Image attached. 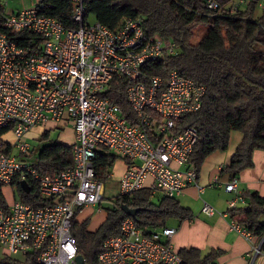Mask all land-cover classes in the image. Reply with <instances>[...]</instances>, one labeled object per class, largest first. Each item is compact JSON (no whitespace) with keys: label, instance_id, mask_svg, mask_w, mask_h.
<instances>
[{"label":"built area","instance_id":"built-area-1","mask_svg":"<svg viewBox=\"0 0 264 264\" xmlns=\"http://www.w3.org/2000/svg\"><path fill=\"white\" fill-rule=\"evenodd\" d=\"M40 1L13 10L6 7L8 0H0V130L10 134L0 137V185L30 178L51 202L32 207L14 199L6 208L0 205V247L9 254L36 252L39 264H76L71 218L75 210L103 199V182L94 165L99 146L126 161L119 195L148 188L175 198L188 184L203 190L191 162L197 131L180 128L177 122L200 108L205 86L176 70L168 72L166 82L144 75V64L174 54L177 48L169 39L147 34L141 14L122 17L110 28L97 20L88 22L87 0H68L76 26L65 27L40 11ZM207 5L218 6L213 0ZM258 6L264 9V0ZM113 78L126 82L124 93L134 122L105 95ZM47 121L68 122L75 134L72 164L53 175L41 174L21 159L31 150L27 132ZM6 145L9 150L3 151ZM237 181L234 176L224 184L225 191L234 193L225 201L224 216L244 204ZM201 212L211 216L217 210L203 201ZM230 216L229 230L250 239L245 224ZM175 232L172 226L146 230L127 216L118 233L102 241L97 262L180 264L171 241ZM262 242L264 235L254 254Z\"/></svg>","mask_w":264,"mask_h":264},{"label":"trees","instance_id":"trees-1","mask_svg":"<svg viewBox=\"0 0 264 264\" xmlns=\"http://www.w3.org/2000/svg\"><path fill=\"white\" fill-rule=\"evenodd\" d=\"M213 1L218 4L215 9L208 7V0H87L85 15L87 20L92 16L112 28L122 17L141 14L147 34L173 42L176 52L144 64V75H157L166 82L168 72L176 70L179 75L205 86L200 108L187 113L177 123L180 128L191 126L197 131L191 154L197 173L209 154L227 148L231 132L241 133L229 162L221 169L231 178L252 166L254 149H264V9L255 15L259 0H248L243 9L223 6L232 0ZM40 3L41 12L55 17L65 27L76 26L70 1L41 0ZM197 26H202V32L192 41V31ZM125 85L122 79L113 78L105 95L134 122L124 93ZM4 133V129L0 130V137ZM37 142L21 159L39 173L53 175L72 164L71 145L49 138L48 133L42 134ZM8 150V145L3 147V151ZM95 152V175L102 180L118 155L104 146ZM20 182L21 179L14 178L10 184L18 200L32 207L51 202L39 194L36 181L25 179L27 191L21 188ZM153 193L142 188L129 195L117 194L115 204L106 209V219L95 231L86 229L87 220L76 222L74 217L79 209L74 211L70 233L75 238L77 253L85 259L84 264H98L102 241L118 233L120 221L128 216L120 204L138 208L133 220L137 227L146 230L162 228L172 218L191 217L190 210L179 205L175 198L163 195L154 202ZM241 194L244 204L229 211L233 215L243 213L240 221L253 235L261 237L264 235V197L255 191H241ZM0 205L4 208L8 205L1 187ZM177 252L181 256L180 264H217L216 259L222 254L220 249L201 252L196 248H181ZM36 254L28 252L20 258L2 255L0 264H39Z\"/></svg>","mask_w":264,"mask_h":264},{"label":"crops","instance_id":"crops-1","mask_svg":"<svg viewBox=\"0 0 264 264\" xmlns=\"http://www.w3.org/2000/svg\"><path fill=\"white\" fill-rule=\"evenodd\" d=\"M238 1L239 0L227 1L223 6L229 7ZM247 2L248 0L240 3L238 8H245ZM256 8H259L260 11L262 10L258 4ZM60 123L61 122L47 121L29 130L27 135L31 134V136L37 138L38 141L44 133H48L49 136V128ZM65 124L67 125H65V127H69L67 128L70 137L69 142H60L72 146L75 141L74 130L70 123L65 122ZM5 135L6 138H10V134L6 133ZM26 138H28V136H26ZM57 139L59 140V137ZM240 139V132H231L227 148L223 151H215L205 158L197 173V182L204 186L201 192L194 184H188L184 187L181 194L175 197L179 205L188 208L191 212V217L182 220L172 218L168 220V225H166L176 228L175 234L171 237L172 244L176 251H179L181 248H196L201 252H206L210 249H220L222 254L216 259L217 264H264V243L260 245L259 252L256 254L253 252V248L258 246L260 242V236L252 234L250 239H246L234 231L229 230L228 223L231 213L226 216L221 214L227 210L225 201L234 197L233 192L224 190V184L231 178L228 173L222 172L221 169L229 162ZM27 141L29 142L28 139ZM30 146L31 148L33 147L31 144ZM109 152L115 154L111 150H109ZM121 159L123 160V168L118 173V186L120 177L126 168V161L123 158ZM252 162L253 164L251 167L243 169L236 176L238 180L237 188L240 192L242 191V193L244 191H255L260 196L264 197V149L253 150ZM111 175L112 173L109 168V171L105 174V178L102 179L103 187L106 179L111 177ZM213 180H216L215 185L209 186L208 184L213 182ZM5 186H8V195L4 189ZM0 187L6 201L11 202L17 199L11 185H1ZM203 201L212 205L217 212L211 216L203 214L201 212ZM99 204L100 203L83 206L77 211L74 220L76 222L87 220L86 229L88 231H95L107 216V211H104ZM240 205L242 204L237 206ZM234 215L239 219L244 216L241 212H236ZM3 251V255H9L6 250L3 249ZM11 254H13L11 257L20 258L19 256H14L18 253Z\"/></svg>","mask_w":264,"mask_h":264},{"label":"rangeland","instance_id":"rangeland-1","mask_svg":"<svg viewBox=\"0 0 264 264\" xmlns=\"http://www.w3.org/2000/svg\"><path fill=\"white\" fill-rule=\"evenodd\" d=\"M36 1L37 0H8L6 7L8 9H13V10L23 9V8L33 6ZM259 13H260L259 8H256L255 14H259ZM93 21H94V18L92 16H89L88 22L91 23ZM192 32L193 34H192L191 39L192 41H196L202 32V26L195 27ZM163 38L168 39L166 37H163ZM65 125H66L65 122L61 121L60 124H57L52 128H49L48 137L52 139H57L59 137V141L68 143L70 137H69V133H68L69 131L67 128L69 127H65ZM27 136H28L27 139L29 140L32 146H35L36 144H38L37 138L32 137L31 134H28ZM122 168H123V160L121 159V157H117L115 161L113 162L112 166L110 167V172L112 173V175L105 181L103 199L101 200L99 204V206H101V208L104 211L112 207L115 204L114 199L119 192L118 173L122 170ZM4 189L8 195L9 193L8 186H5ZM163 195L164 194L161 191H156L155 193L152 194V200L156 202L157 199L161 198ZM3 249H4L3 247H0V256H2L4 253ZM9 255L12 256L13 254H9ZM14 256L20 257V253L15 254Z\"/></svg>","mask_w":264,"mask_h":264},{"label":"water","instance_id":"water-1","mask_svg":"<svg viewBox=\"0 0 264 264\" xmlns=\"http://www.w3.org/2000/svg\"><path fill=\"white\" fill-rule=\"evenodd\" d=\"M20 186L24 191L28 190V185L25 181L20 182ZM120 209L127 215L131 216L132 218L135 217L136 211L138 208H130L125 204H120ZM76 264H84L83 256L81 254H77L75 256Z\"/></svg>","mask_w":264,"mask_h":264}]
</instances>
